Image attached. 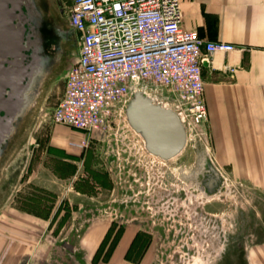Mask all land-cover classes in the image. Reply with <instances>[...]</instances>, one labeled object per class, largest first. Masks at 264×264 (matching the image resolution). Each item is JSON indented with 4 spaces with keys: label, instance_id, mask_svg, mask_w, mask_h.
Returning a JSON list of instances; mask_svg holds the SVG:
<instances>
[{
    "label": "rangeland",
    "instance_id": "374dc122",
    "mask_svg": "<svg viewBox=\"0 0 264 264\" xmlns=\"http://www.w3.org/2000/svg\"><path fill=\"white\" fill-rule=\"evenodd\" d=\"M49 6L68 40L0 156V264H264V175L219 168L202 125H186L184 149L164 160L129 125L131 94L103 129L53 122L80 39L71 0ZM148 92L178 108L166 88ZM142 214L154 215V237L125 251L141 227L129 217ZM10 245L15 252L5 254Z\"/></svg>",
    "mask_w": 264,
    "mask_h": 264
},
{
    "label": "built area",
    "instance_id": "2783aa9c",
    "mask_svg": "<svg viewBox=\"0 0 264 264\" xmlns=\"http://www.w3.org/2000/svg\"><path fill=\"white\" fill-rule=\"evenodd\" d=\"M68 18L80 48L66 72L54 123L103 129L132 88L157 86L174 96L186 125L207 118L203 61L236 46L185 28L181 0H71Z\"/></svg>",
    "mask_w": 264,
    "mask_h": 264
},
{
    "label": "crops",
    "instance_id": "0c3cea01",
    "mask_svg": "<svg viewBox=\"0 0 264 264\" xmlns=\"http://www.w3.org/2000/svg\"><path fill=\"white\" fill-rule=\"evenodd\" d=\"M181 8L185 28L236 46L203 61L208 115L197 125L209 151L226 173L264 175V0H181Z\"/></svg>",
    "mask_w": 264,
    "mask_h": 264
},
{
    "label": "water",
    "instance_id": "95a60500",
    "mask_svg": "<svg viewBox=\"0 0 264 264\" xmlns=\"http://www.w3.org/2000/svg\"><path fill=\"white\" fill-rule=\"evenodd\" d=\"M29 18L35 19V24L30 25L33 33L29 35L34 39L26 40L25 22H29ZM40 23L35 0H0V156L16 129L18 115L32 102L44 74L54 63L52 56L41 53L37 31ZM28 49H32L30 62L25 52ZM7 87L11 91H7ZM125 113L149 153L168 160L184 149L187 131L180 115L156 100L144 87L132 88Z\"/></svg>",
    "mask_w": 264,
    "mask_h": 264
},
{
    "label": "flooded vegetation",
    "instance_id": "af4514ba",
    "mask_svg": "<svg viewBox=\"0 0 264 264\" xmlns=\"http://www.w3.org/2000/svg\"><path fill=\"white\" fill-rule=\"evenodd\" d=\"M35 4H36L37 10L39 11L40 16H41V23L37 26V31L39 33V42H40L41 53L43 56H52L54 58V62L55 61L59 62L60 59L57 60V57H58L57 55L59 54L58 52H61L60 53V58H61V56L63 55V52H64V48H62L63 44H65L64 42L67 41L68 39L63 34V32L60 31L57 24L54 22L53 23L50 22L47 15H46L47 14L46 9L48 7H50L49 6L50 0H35ZM24 10H26V9L24 8ZM34 24H35V19H33V18H29V22H25L26 36H27L26 40L34 39L33 36L29 37V35H31L33 33V30L30 28L31 27L30 25H34ZM51 30L56 31L57 38H52L50 36ZM52 46L54 48V51L50 50V47H52ZM25 52L28 55L27 62H30L31 57L29 55L32 53V49H28ZM5 64H6V66L8 65V63H5ZM28 79L29 78L27 77V80ZM7 91H11V88L7 87ZM6 97H9V95L6 94ZM30 106H31V104L29 102L25 105L23 111L21 112V114L18 115L17 120L15 121L16 125L22 119V117H24V115L26 114V112L28 111ZM1 114L4 115L5 112L3 110H1ZM10 138L7 140V143L9 142ZM7 143L4 144V148L6 147ZM146 202L147 201H145V203ZM141 209H142V211L145 212V211H147V209H152V207L147 206V208H146L145 205H142ZM153 216L154 215L150 216V214H142V215H139V217L134 216V215H130L129 221L139 222L141 227L133 235L132 239L130 240V242L127 246V249H126L127 251L132 247V245L134 244L137 237H143V236L150 237V238L154 237V231H153L152 227H154V225L157 224L156 223L157 221H156V219H153V220L151 219V217H153ZM149 246H150V244H148L146 246L145 251L148 250Z\"/></svg>",
    "mask_w": 264,
    "mask_h": 264
},
{
    "label": "bare ground",
    "instance_id": "6f19581e",
    "mask_svg": "<svg viewBox=\"0 0 264 264\" xmlns=\"http://www.w3.org/2000/svg\"><path fill=\"white\" fill-rule=\"evenodd\" d=\"M181 120H182L183 124L186 126V123H185L184 117H181Z\"/></svg>",
    "mask_w": 264,
    "mask_h": 264
}]
</instances>
